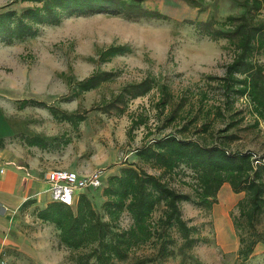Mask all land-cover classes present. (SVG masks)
I'll use <instances>...</instances> for the list:
<instances>
[{"label": "rangeland", "instance_id": "374dc122", "mask_svg": "<svg viewBox=\"0 0 264 264\" xmlns=\"http://www.w3.org/2000/svg\"><path fill=\"white\" fill-rule=\"evenodd\" d=\"M33 6L19 0H0V14L7 10L21 13ZM144 7L166 18L134 21L108 14L70 17L58 26L42 27L35 38L11 45L0 39V106L17 130L11 140L42 164V180L46 172L54 169L79 175L102 171V187L84 191L97 203L102 200L95 196L107 184L108 177L118 174L126 163L136 161L134 150L168 134L181 132L184 138H195L196 130L208 119H214L218 108H223L224 98L215 78L225 75L235 53L225 40L213 41L199 33L194 23L212 18L222 21L242 10L232 0H145ZM111 46H128L131 53L99 63V54ZM95 71H113L116 76L90 92L72 97L71 84ZM149 76L159 86L168 87L170 103L166 107L159 104L161 91L156 87L147 96L132 100L122 114L115 110L104 113L102 107L123 87ZM24 100L44 102L60 112L79 113L87 119L73 126L57 120L45 107L22 108ZM236 109L242 114L235 119L243 117L244 121L234 131L240 139L234 148L243 146L262 155L264 122L259 128H246L255 121L246 99L238 101ZM224 114L223 119L215 120L214 130L230 121V113ZM134 119L143 120L145 125L135 129L131 138L128 132ZM26 136H40L47 141V150L28 146ZM147 170L159 174L157 170ZM167 181L179 192H192L194 178L189 170L169 175ZM237 203L230 187L218 194L212 211L183 203L184 219L199 229L200 237L187 256L180 253L182 241L173 235L177 242L167 259L160 261L155 246L146 245L134 250L128 261L118 264H137L140 259L152 260L147 264H195V259L202 264H264V246L247 262L238 259L239 239L231 227ZM41 206L27 216V223L37 231L41 229L50 240L49 246L57 249L66 262L71 252L60 245L55 228L51 226L50 231L43 232L45 223L36 215ZM160 214L161 208L154 214L155 221ZM130 224V218L124 216L122 228Z\"/></svg>", "mask_w": 264, "mask_h": 264}, {"label": "trees", "instance_id": "16d2710c", "mask_svg": "<svg viewBox=\"0 0 264 264\" xmlns=\"http://www.w3.org/2000/svg\"><path fill=\"white\" fill-rule=\"evenodd\" d=\"M34 6L21 13L7 10L0 14V39L11 45L17 41L38 36L44 26H58L70 17L98 14L121 16L128 20L165 19L159 12L146 9L145 0H19ZM241 10L222 21L214 18L194 23L202 35L213 41L225 40L235 56L226 66L225 75L215 78L224 98L223 108L217 109L214 119L205 121L196 130L195 138H184L181 132L154 138L134 150L136 161L126 163L118 174L108 177L97 203L86 193H80L75 206L52 201L37 211V218L51 225L57 232L61 246L71 252L70 264H118L128 261L134 250L154 245L160 261L172 254L177 235L182 241L179 248L183 256L199 242V229L184 219L182 204L212 211L224 184L233 193L242 194L232 223L239 239L238 259L247 262L256 247L264 243V153L234 148L240 139L234 132L244 118L236 120L241 111L235 110L238 101L246 99L251 105L254 124L264 122V0H232ZM131 53L128 46H111L99 54V63H108L118 56ZM113 71H95L88 78L72 86V97L90 92L112 81ZM160 89V105L170 103L166 85L159 86L154 77L123 87L113 99L102 107L104 113L113 110L122 114L127 105ZM22 108L41 106L57 119L77 126L87 117L79 113L60 112L53 106L36 100L22 101ZM123 106V108H121ZM230 113L229 122L214 130L216 119ZM145 125L143 120L133 121L128 132L132 138L135 129ZM188 124L185 127L187 129ZM30 147L47 150L48 144L40 136L24 137ZM147 168L159 171L151 174ZM189 170L194 182L191 193L179 192L167 181V176ZM161 208L158 220L154 214ZM128 216L131 224L122 228ZM192 257V256H190ZM193 258V257H192ZM194 259V258H193ZM150 260V259H149ZM137 264L152 262L140 259ZM195 264H202L195 259Z\"/></svg>", "mask_w": 264, "mask_h": 264}, {"label": "crops", "instance_id": "0c3cea01", "mask_svg": "<svg viewBox=\"0 0 264 264\" xmlns=\"http://www.w3.org/2000/svg\"><path fill=\"white\" fill-rule=\"evenodd\" d=\"M16 135L14 123L6 118L0 106V264H66L64 256L49 246L50 240L43 236L42 230L37 231L27 223L34 208L43 205V209L53 200L48 181L41 179L45 168L11 140ZM228 187L224 184L219 196ZM234 195L238 201L243 196ZM42 226L43 232L52 228L48 224ZM231 227L234 229L233 223ZM260 246L264 244H259L255 251Z\"/></svg>", "mask_w": 264, "mask_h": 264}, {"label": "built area", "instance_id": "2783aa9c", "mask_svg": "<svg viewBox=\"0 0 264 264\" xmlns=\"http://www.w3.org/2000/svg\"><path fill=\"white\" fill-rule=\"evenodd\" d=\"M101 175L102 171L79 175L66 169H54L45 178L50 185L52 200L73 207L81 191L102 187Z\"/></svg>", "mask_w": 264, "mask_h": 264}]
</instances>
